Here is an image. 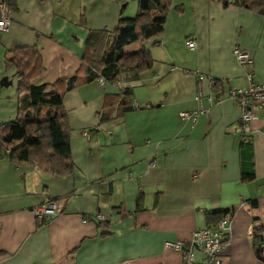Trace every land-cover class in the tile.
<instances>
[{
    "label": "crops",
    "instance_id": "obj_1",
    "mask_svg": "<svg viewBox=\"0 0 264 264\" xmlns=\"http://www.w3.org/2000/svg\"><path fill=\"white\" fill-rule=\"evenodd\" d=\"M3 1L11 15L0 31V125L28 103L16 91L11 60L34 50L42 62L35 84L54 85L63 97L73 171L56 177L0 156V264H181L164 243L186 242L218 211L230 221L220 261L264 264L255 246L260 234L264 244L257 231L264 227V107L242 144L241 110L216 93L246 88L247 72L264 84V5L251 11L228 0H173L158 44L147 45L151 68L100 85L78 73L88 33L112 32L134 16L136 0ZM234 47L252 55L251 66L237 64ZM126 106L133 109L122 112ZM52 112L42 107L38 118ZM46 199L56 213L38 218L33 210Z\"/></svg>",
    "mask_w": 264,
    "mask_h": 264
},
{
    "label": "trees",
    "instance_id": "obj_2",
    "mask_svg": "<svg viewBox=\"0 0 264 264\" xmlns=\"http://www.w3.org/2000/svg\"><path fill=\"white\" fill-rule=\"evenodd\" d=\"M5 4L3 0H0ZM136 13L131 18H120L112 32L91 30L88 33L86 47L88 55L82 60L78 73L81 71L92 81L104 79V83L116 84L122 74L129 70L136 74L149 70L152 65L147 45L154 47L163 32L173 0H136ZM234 6L260 11L264 0H228ZM5 6L11 11L10 7ZM137 43L135 50L128 51L131 44ZM23 50L12 58L16 91L28 97L23 113L14 120L0 125V156L5 155L8 162L15 166H32L52 176L62 177L72 173L73 164L70 153L71 130L68 119L62 109V94L55 90L54 85L40 84L42 62L34 50ZM75 77L70 79V85ZM217 88V84L214 83ZM218 89V88H217ZM120 104L126 103L130 89L120 91ZM120 94H118L119 96ZM52 107L54 112L45 118H38L39 109ZM133 109L126 106L122 112ZM103 120V111L99 113V123ZM227 211L208 213L210 226H215L225 218ZM264 231V227L257 230ZM262 235L256 236L255 246L259 252Z\"/></svg>",
    "mask_w": 264,
    "mask_h": 264
},
{
    "label": "built area",
    "instance_id": "obj_3",
    "mask_svg": "<svg viewBox=\"0 0 264 264\" xmlns=\"http://www.w3.org/2000/svg\"><path fill=\"white\" fill-rule=\"evenodd\" d=\"M11 11L0 1V31H6L10 24ZM189 48H194L195 43L188 40ZM233 56L240 66H251L253 63L252 55L239 47H234ZM246 77L248 86L246 88H229L224 94L221 89L216 91L218 100L226 97L235 102L241 110L240 118L235 128V133L239 135L240 142H249V125L257 119V114L264 107V84L252 82V73L247 72ZM100 85L104 84V79H97ZM201 95L196 97L200 100ZM211 103V99L209 98ZM138 108V106H134ZM197 113H181L182 119L195 118ZM56 213V205L50 200L36 207L33 214L38 218L50 219ZM99 218H101L99 216ZM230 221L222 219L215 226H208L201 230H195L191 238L186 242L167 241L164 247L173 250L180 255L181 264H223L220 255L229 242ZM260 256L264 257V245L259 251Z\"/></svg>",
    "mask_w": 264,
    "mask_h": 264
},
{
    "label": "rangeland",
    "instance_id": "obj_4",
    "mask_svg": "<svg viewBox=\"0 0 264 264\" xmlns=\"http://www.w3.org/2000/svg\"><path fill=\"white\" fill-rule=\"evenodd\" d=\"M132 1H135V0H131L130 2H132ZM135 4H136V8H137V2H135ZM135 15V14H134ZM137 46H138V44L137 43H134V44H131L130 45V47H128V51H132V50H135L136 48H137ZM11 76V75H10ZM9 76V77H10ZM12 77V76H11Z\"/></svg>",
    "mask_w": 264,
    "mask_h": 264
},
{
    "label": "water",
    "instance_id": "obj_5",
    "mask_svg": "<svg viewBox=\"0 0 264 264\" xmlns=\"http://www.w3.org/2000/svg\"><path fill=\"white\" fill-rule=\"evenodd\" d=\"M256 256L262 263H264V257L260 256L258 251H256Z\"/></svg>",
    "mask_w": 264,
    "mask_h": 264
}]
</instances>
